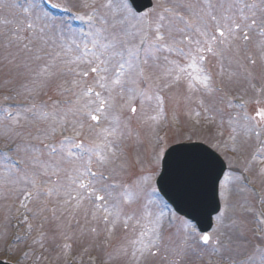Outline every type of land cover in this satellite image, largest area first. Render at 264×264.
<instances>
[{
	"label": "snow or ice",
	"instance_id": "obj_1",
	"mask_svg": "<svg viewBox=\"0 0 264 264\" xmlns=\"http://www.w3.org/2000/svg\"><path fill=\"white\" fill-rule=\"evenodd\" d=\"M10 7L25 18L3 34L17 102L0 105V201L26 225L17 239L102 264H264L260 247L236 260L247 216L264 240V0H80L87 29L69 33L39 0ZM241 83L254 98L236 103Z\"/></svg>",
	"mask_w": 264,
	"mask_h": 264
},
{
	"label": "rangeland",
	"instance_id": "obj_2",
	"mask_svg": "<svg viewBox=\"0 0 264 264\" xmlns=\"http://www.w3.org/2000/svg\"><path fill=\"white\" fill-rule=\"evenodd\" d=\"M52 3L59 4L61 8L66 9L70 8V11H67L64 17L54 16V18L58 21L60 30L64 33H69L71 31H77L80 29H84V27L73 28L72 20L77 19L76 13L83 11L79 7L80 0H49ZM4 6H0V85H2L4 79L8 78V68L11 67L7 65V62L3 59L6 50L3 47L5 42V36L3 35L6 32H9L16 24L25 18V14L23 13L22 9L20 8H13L10 5L14 2V0H3ZM19 3H26V0H18ZM41 4V0H39ZM106 0H96V6L99 8L100 4L105 3ZM155 2V0H153ZM41 7L43 8L42 4ZM70 14V15H69ZM52 15V14H51ZM67 20V24L72 26L68 27L63 25L61 20ZM9 20L12 23L4 24L2 21ZM79 20V19H78ZM80 21V20H79ZM85 23V22H84ZM86 25V23H85ZM24 35H28L27 32ZM58 37L52 36L49 40V43L52 40H56ZM15 49H9L8 51H14ZM215 63V61H213ZM216 69H213L215 71ZM21 72L24 69H20ZM11 85L8 86H0V105L9 104V103H16L17 101H5L3 97L5 95H11L8 89ZM246 85L241 83L237 88L233 89L230 93L235 98V102L240 103L241 98L244 100H248L250 98H254L253 93L251 90H247ZM38 99H46V97H39ZM248 112L251 114L255 111L256 105L249 104L247 106ZM233 111H239L238 109H234ZM210 131H215L211 129ZM168 133L169 139H172V131L170 128H162L161 134ZM70 134V133H66ZM3 139H0V147H3ZM145 148L147 145L145 144ZM4 149V148H3ZM251 151V150H250ZM227 155H232L231 152H228ZM223 158V157H222ZM13 159L15 156L13 155ZM258 190L261 187L260 183H256L253 185ZM239 199V196L233 195L232 200L235 202ZM8 204H12V212L9 213L7 209V205L4 201H0V259H4L6 256L5 254L9 255L11 253V261H14L16 264H90V260L94 258L95 264H102L103 260V253L98 252L95 250L84 252L83 249L78 245H73V248L68 251V254H64V250L60 248L53 247L50 243H45V249H41L39 244H33L32 239L37 236V232L33 231L30 236L26 239H17V237H24L26 225L18 223L19 216L15 212V202L8 201ZM252 204L257 212L264 211V204H258L255 200H252ZM51 206V205H50ZM46 215H49L46 213ZM10 219L6 218L9 217ZM215 219V218H214ZM247 223L245 224V236L244 239L247 241L246 247L243 251L236 256L237 261H242L245 257L249 255L256 254L255 250L257 246L260 248H264V240L259 239L260 232L258 231V221L256 220L255 216L249 215L246 218ZM29 223L33 225L39 223V221H33L31 217L29 218ZM81 223H83V218L81 217ZM50 228L49 224H45L44 228L41 229L42 231L48 232ZM179 225H175L170 229L171 233H176ZM15 232V237L12 243L7 244L12 232ZM58 243H64L62 239L58 240ZM68 243H72L68 241ZM110 250V249H109ZM4 252V253H3ZM27 253V255H25ZM41 257L37 259L36 257ZM213 259H217L213 257ZM112 264H118V262L113 261ZM152 264H163L159 258H156ZM191 264H207V257H205L204 261H197L193 260Z\"/></svg>",
	"mask_w": 264,
	"mask_h": 264
},
{
	"label": "water",
	"instance_id": "obj_3",
	"mask_svg": "<svg viewBox=\"0 0 264 264\" xmlns=\"http://www.w3.org/2000/svg\"><path fill=\"white\" fill-rule=\"evenodd\" d=\"M146 2H147V0H146ZM189 211H191V210H189ZM189 213V212H188ZM193 215V214H192ZM195 216H196V214H194ZM200 218V217H199ZM197 219V216H196V221H198V220H200L201 221V223H200V225L206 230L208 227H209V222L205 219V218H203V220H201V219ZM204 223V224H203ZM0 264H3V263H0Z\"/></svg>",
	"mask_w": 264,
	"mask_h": 264
}]
</instances>
